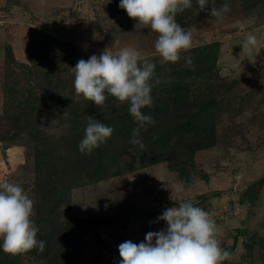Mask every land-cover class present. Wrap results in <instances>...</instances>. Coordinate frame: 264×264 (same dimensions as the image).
<instances>
[{
  "label": "rangeland",
  "instance_id": "374dc122",
  "mask_svg": "<svg viewBox=\"0 0 264 264\" xmlns=\"http://www.w3.org/2000/svg\"><path fill=\"white\" fill-rule=\"evenodd\" d=\"M225 3L231 11L222 20L209 14ZM119 4L0 0V138L9 136L0 140V181L20 185L35 201L37 239L50 236L62 264H119L118 246L166 230L158 217L181 201L193 202L215 221L220 245L231 253L223 264H264V0H208L205 11L192 0L176 15L192 30V47L176 63L155 52L157 34ZM249 33L258 40L251 54L242 49ZM108 47L141 50L155 64L152 100L166 97L170 88L163 85L184 97L173 103L174 111L195 95L213 94L218 104L210 146L187 160L174 134L166 160L154 161L127 134L104 146H111L105 153L131 147L100 172L95 150H78L88 118L129 104L110 95L104 107L85 103L75 93L72 68ZM207 86L212 91L206 93ZM177 154L185 165L173 160ZM174 163L186 170V180L184 192L171 200V185L183 182ZM32 251L11 255L0 249V262L47 263Z\"/></svg>",
  "mask_w": 264,
  "mask_h": 264
},
{
  "label": "clouds",
  "instance_id": "9594fccd",
  "mask_svg": "<svg viewBox=\"0 0 264 264\" xmlns=\"http://www.w3.org/2000/svg\"><path fill=\"white\" fill-rule=\"evenodd\" d=\"M197 3L200 11H205L208 0H197ZM119 7L129 18L157 34L154 49L165 62H178L181 53L192 47V30L176 21L178 13L192 7V0H120ZM230 11L225 3L219 9L211 7L209 14L222 20ZM257 44V37L249 33L242 49L251 54ZM154 70L155 64L141 50L122 47L113 52L108 47L99 55L93 54L76 63L72 68L73 86L77 95L97 107H104L109 95L121 103H128L130 115L139 122L130 143L144 149L139 129L155 121L141 110L153 105L150 81ZM113 131L89 116L78 150L90 155L111 137ZM184 190V182L172 184L170 199ZM34 205L35 201L20 185L0 181V249L3 252L11 255L32 250L43 252L45 242L37 239L39 229L33 220ZM158 220L166 223V230L148 232L141 243L126 240L118 246L119 264H223L231 259V253L220 245L215 221L193 202L181 201L178 206L167 208Z\"/></svg>",
  "mask_w": 264,
  "mask_h": 264
},
{
  "label": "trees",
  "instance_id": "16d2710c",
  "mask_svg": "<svg viewBox=\"0 0 264 264\" xmlns=\"http://www.w3.org/2000/svg\"><path fill=\"white\" fill-rule=\"evenodd\" d=\"M173 71L175 74L180 73V71L175 68ZM163 86V88H167L168 86L170 88L168 89V93L164 92L166 93V97H159L158 99L153 101V105L151 108L145 107L144 110H141L144 111L143 113L145 115H150L155 121L154 124H146V130L144 129L145 131L142 130V128L139 129L141 131V134L142 132L144 133V140L142 141L145 145V152H147L154 161L166 160V158L163 157L165 154L164 150L166 148V144L169 143L176 135L177 141L181 143V151L183 150L182 153L188 158L187 160H192L196 151L203 150L210 146L211 142H213V139L215 138L214 115L217 113L216 106L218 104L216 97L213 96V94H209L208 96L206 94L204 95L205 97H201L202 95H195L197 96V98L191 99V101L189 100L190 102L186 101L188 102V104L185 108H180L178 111H174L172 110L173 103L175 101H180L181 98L184 97L182 96L181 98H179L181 95L175 88L170 87V85ZM151 90L155 91L156 89L151 88ZM209 91H212L211 87L207 86L206 93ZM87 101L89 100H85V103H87ZM89 109L91 110V108ZM106 115L109 116H107L106 118ZM97 118L98 121L104 120L106 124L110 123V126L111 124H113L114 129L111 137L108 138L105 143L101 144L99 148L95 149V152L99 156L97 166L98 168H101L100 172H102L107 168V164L109 163L110 159L117 157L115 155H118L119 152H121L122 148H125L127 150L131 147L129 145H125V147H122L121 149H115L112 152L108 151V153H105L106 150H109L111 146H108V149L104 146H106L107 143L115 140L117 142L121 137H125L127 134L131 135L133 133V130L138 128L139 123H137V121H135L130 115L129 109H117L113 105L110 108H105V110L102 111V113L98 115ZM4 135H2L0 140L9 138L8 135ZM142 151L143 149L139 150L138 152L140 153ZM176 156H178V154ZM176 156H173V160L175 162L180 163L181 161L184 165L186 164L187 160H180V157ZM175 165L176 163L171 164V167L173 169H178V172H180V175L184 182L186 180V170L182 169L181 167L177 168L175 167ZM39 240H43L45 242V248L43 252L34 250L32 251V253L37 255V257L47 258L46 264H62L63 259L60 256V248L56 249L51 247L52 244L50 236L40 237ZM259 246L261 248H264V237H261ZM0 264H16V260L9 258L1 261Z\"/></svg>",
  "mask_w": 264,
  "mask_h": 264
}]
</instances>
